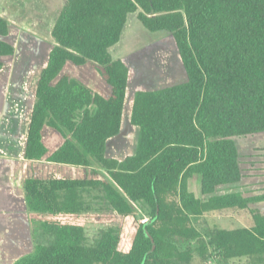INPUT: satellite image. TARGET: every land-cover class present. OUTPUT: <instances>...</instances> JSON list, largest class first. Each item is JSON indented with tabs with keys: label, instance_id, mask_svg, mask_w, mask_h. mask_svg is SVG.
I'll return each instance as SVG.
<instances>
[{
	"label": "trees",
	"instance_id": "16d2710c",
	"mask_svg": "<svg viewBox=\"0 0 264 264\" xmlns=\"http://www.w3.org/2000/svg\"><path fill=\"white\" fill-rule=\"evenodd\" d=\"M136 12L147 31L173 37L185 80L135 91V149L117 159L106 144L121 129L129 71L110 48ZM9 34L0 16V35ZM50 35L23 150L33 248L12 264H189L213 255L264 264V214L249 207L264 202V188L216 194L242 178L233 137L264 132V0H66ZM13 53L0 39V57ZM86 64L106 94L66 69ZM46 129L61 137L54 149L44 142ZM195 176L200 197L189 189ZM93 198L123 217L147 215L126 250L111 227L85 243ZM234 209L249 211L251 225L201 231L195 224Z\"/></svg>",
	"mask_w": 264,
	"mask_h": 264
},
{
	"label": "rangeland",
	"instance_id": "374dc122",
	"mask_svg": "<svg viewBox=\"0 0 264 264\" xmlns=\"http://www.w3.org/2000/svg\"><path fill=\"white\" fill-rule=\"evenodd\" d=\"M65 2L66 0H0V15L6 16L10 23L8 41L15 47V54L3 59L11 65L13 81L19 77L21 92H19L20 97L17 102L22 125L25 124L34 101L35 78L46 63L52 47L51 28ZM136 14L137 12L129 14L120 41L110 48L113 58H121L128 65L130 83L123 109L121 132L108 140L106 150L107 155L117 159L133 154L135 149L137 129L129 121L134 91L185 80L184 69L173 37L164 32L147 31L138 21ZM66 69L81 77L96 92L103 94L108 92V88L91 64L82 67L67 66ZM161 70L164 72L162 73ZM12 83L11 81L9 97L16 95L15 84L12 85ZM52 132L54 131L46 129L44 140L49 146L55 147L58 142L57 139L50 138ZM233 140L239 153L243 176L237 183L219 187L216 194L239 192L243 196L257 195L264 188V132L233 137ZM42 174H44L43 177L49 176L45 172ZM92 201H94L92 210L87 213V224L84 230L85 243L94 244L100 232L111 227L120 235L121 250H126L130 246L140 219L148 218L147 215L141 213V216L136 218L123 217L101 199L93 198ZM249 207L264 214V202L252 203ZM137 211L139 212L138 208ZM199 219L195 220V224L201 231H205L207 224V226L224 229L251 225L250 214L247 210L234 209L210 213ZM28 224L31 239L24 245L26 247L20 250V254L33 248V228L29 219ZM184 246L186 245L181 247ZM172 264L183 263L174 261ZM189 264H249V260L234 258L222 262L213 255L205 263H200L195 259Z\"/></svg>",
	"mask_w": 264,
	"mask_h": 264
},
{
	"label": "crops",
	"instance_id": "0c3cea01",
	"mask_svg": "<svg viewBox=\"0 0 264 264\" xmlns=\"http://www.w3.org/2000/svg\"><path fill=\"white\" fill-rule=\"evenodd\" d=\"M0 16L6 18V16L2 14ZM6 19L9 20L8 18ZM0 39L10 43L8 41V36H3V38ZM10 44L14 47L12 43ZM14 54L15 47L14 53L11 56ZM6 57L10 56L0 57V62H4L7 65L6 68L0 70V264H12L18 257L32 250L22 254L19 253L21 249L26 247L24 246L26 242H29L31 239L27 219V207L22 186L23 150L31 108L25 124L22 125V117L19 113V104L17 102L20 97L19 92H21L19 77L13 81V70L10 68L11 65L3 59ZM126 66L128 68V65ZM23 72H26L25 69H23ZM9 75H11L10 78ZM37 76L35 78L34 87ZM11 81L13 82L12 85L15 84L16 95L9 97ZM128 84L130 85L129 80ZM155 88L158 87L153 86L140 89L149 90ZM50 135V138L57 139L58 144L55 147L49 146L48 144L47 146L50 149H54L61 143V137L55 131ZM189 189L193 191L196 196L200 197L197 176L190 180Z\"/></svg>",
	"mask_w": 264,
	"mask_h": 264
},
{
	"label": "built area",
	"instance_id": "2783aa9c",
	"mask_svg": "<svg viewBox=\"0 0 264 264\" xmlns=\"http://www.w3.org/2000/svg\"><path fill=\"white\" fill-rule=\"evenodd\" d=\"M147 221H148V218L143 217L142 219H140L139 224H144V223H146Z\"/></svg>",
	"mask_w": 264,
	"mask_h": 264
},
{
	"label": "water",
	"instance_id": "95a60500",
	"mask_svg": "<svg viewBox=\"0 0 264 264\" xmlns=\"http://www.w3.org/2000/svg\"><path fill=\"white\" fill-rule=\"evenodd\" d=\"M0 38H3V36L0 35ZM128 85H129V84H128V81H127V86H128ZM120 132H121V130L119 131V133H120ZM119 133H118V134H119ZM106 150H107V144H106ZM151 241H152V243H153V240H152V239H151ZM153 248H154V243L152 244V249H153Z\"/></svg>",
	"mask_w": 264,
	"mask_h": 264
},
{
	"label": "flooded vegetation",
	"instance_id": "af4514ba",
	"mask_svg": "<svg viewBox=\"0 0 264 264\" xmlns=\"http://www.w3.org/2000/svg\"><path fill=\"white\" fill-rule=\"evenodd\" d=\"M162 71V70H161ZM164 71H162V73H163Z\"/></svg>",
	"mask_w": 264,
	"mask_h": 264
}]
</instances>
